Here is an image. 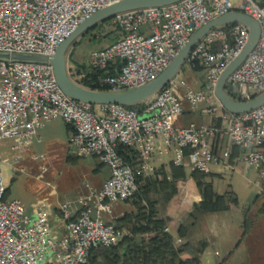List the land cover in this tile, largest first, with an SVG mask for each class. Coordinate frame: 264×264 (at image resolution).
<instances>
[{"label": "built area", "instance_id": "1", "mask_svg": "<svg viewBox=\"0 0 264 264\" xmlns=\"http://www.w3.org/2000/svg\"><path fill=\"white\" fill-rule=\"evenodd\" d=\"M120 1L0 0V54L51 58L80 24ZM231 12L252 18L260 27L256 47L225 87L233 100L249 102L264 92V0H182L117 15L109 24L119 30V39L91 52L88 67L103 73L99 86L107 92L140 88L169 66L197 30ZM248 39L247 29L238 24L212 29L194 46L184 66L185 72L199 70L204 75L202 89H192L183 80L182 70L134 111L117 105L95 111V107L69 100L58 88L49 64L0 61V141H12L8 154L26 152L38 142L41 128L61 121L69 127L67 150L78 159L94 158L109 171L99 190H89L79 200L74 216L69 203L58 204L53 212L39 203L28 214L19 200L6 197L0 171V264H87L92 251L121 244L125 234L111 222L113 207L133 200L136 178L154 172L153 155L161 159L171 154L174 166L187 164L191 172L207 174L210 165L219 164L235 171L230 162L235 148L234 163L262 179L264 105L231 115L214 94L220 76ZM67 71L77 84L84 77L75 69L67 67ZM185 105L192 113L202 110L209 123L178 126ZM145 114L149 117L143 118ZM119 146L135 152L136 168L123 162ZM35 160L42 162L44 156ZM0 163L13 164L1 156ZM40 169L46 172L44 165ZM45 186L52 188L49 183Z\"/></svg>", "mask_w": 264, "mask_h": 264}, {"label": "trees", "instance_id": "2", "mask_svg": "<svg viewBox=\"0 0 264 264\" xmlns=\"http://www.w3.org/2000/svg\"><path fill=\"white\" fill-rule=\"evenodd\" d=\"M75 68L78 74L84 76L79 85L93 91L107 90L99 86L103 73L93 71L84 64L75 65ZM183 73H186L184 69ZM127 109L134 111L139 107ZM117 152L125 164L136 168L137 157L134 151L119 146ZM237 152L233 148L230 160L235 158ZM206 177V174L198 172H191L187 177L185 168L176 167L173 162L168 164L167 170L160 167L150 176L137 177V191L133 200L122 203L131 207L132 211L113 221L125 234L123 242L114 247L92 251L87 264H200L197 258L188 254L186 245L175 244L173 239L175 236L181 241L187 236L186 225L175 220L182 205L178 198L177 183L187 178L195 183L200 196L199 201L192 204L190 209L195 215L233 211L238 205L236 198L229 192L217 195ZM8 192L7 189L6 197ZM258 201L262 202L264 210V191L256 197ZM160 205L163 215L159 217L157 207ZM192 215L190 213L189 218H193Z\"/></svg>", "mask_w": 264, "mask_h": 264}, {"label": "rangeland", "instance_id": "3", "mask_svg": "<svg viewBox=\"0 0 264 264\" xmlns=\"http://www.w3.org/2000/svg\"><path fill=\"white\" fill-rule=\"evenodd\" d=\"M109 22L98 25L73 41L68 50L70 55V60L67 61L68 69H76L75 65L83 64L91 52L107 48L119 39L120 32ZM190 76H193L194 80L197 79L196 75H192L190 72H186L182 78L186 82L189 81L187 83L190 84ZM198 77L199 85H202L205 80L204 75L199 73ZM72 79L75 82L77 81L76 77ZM94 109L96 110V107ZM148 117L149 115H143V118ZM40 151L34 150L35 153ZM44 155L42 162L36 161L35 163L27 160L17 165L12 164L10 167L0 163L3 184L9 190V199H17L23 206H27L35 194H42V191H46L44 185L52 177H66L69 175L61 153L49 154L47 152ZM43 165L47 170L44 174L41 173L40 169ZM19 172L20 174H18ZM190 172V168L186 164V175L189 176ZM208 174L210 175H207L206 180L211 184L213 191L220 195L231 193L236 198L238 205L232 212L221 214H203L198 216L194 214V211H191L193 218H196L193 228H190L191 253L201 264H221L223 261L225 264V253L227 249L231 250L234 247L233 243L236 242L244 211L264 191V176L262 179H258L255 171L246 170L242 165L235 171H230L221 164L210 165ZM38 176L40 177L39 181L37 180ZM178 198L182 205L177 215L180 220L185 222L188 210L190 211L192 204L196 203L198 198L189 199L185 203L183 195H178ZM157 208L158 216L160 217L163 215L161 212L163 208L161 205ZM193 218L185 222L186 227L193 223ZM173 239L175 244H178L175 236H173ZM183 241L185 243L188 242L186 239H183ZM231 256L230 264H233L238 260V254L234 252Z\"/></svg>", "mask_w": 264, "mask_h": 264}, {"label": "crops", "instance_id": "4", "mask_svg": "<svg viewBox=\"0 0 264 264\" xmlns=\"http://www.w3.org/2000/svg\"><path fill=\"white\" fill-rule=\"evenodd\" d=\"M83 64L86 66L88 65L87 59ZM199 73L190 72V74L196 75L197 77V79L194 80V77L190 76L191 83L189 85L194 90L202 89L204 83L203 82L202 85H199ZM187 82L189 83V81ZM192 123L197 125H207L209 123V119L205 114L202 113V110L196 113H192L185 105L183 115L178 120L177 125L182 127ZM68 133L69 127L63 122H50L37 132L38 142L32 144L26 152L14 154L13 156H10L8 154V150L12 145V141H0V156L2 158L9 157L11 163L13 162V165H17L18 163H22L23 161L27 160L36 163L35 158L38 156H45L44 154L47 152L49 154L61 153V155H63V161L65 166L67 167V170L69 171V175L66 177H52L50 181L46 182L49 183L52 188H47L44 185L46 191L44 190L42 191V194L38 193L33 196L31 202L27 206H24L28 214L32 213V206L39 203H45L49 208H51V212L55 211V208L58 204L69 203L71 206L72 215L74 216L80 209L79 200L86 196L89 190H99L102 187L103 183L109 177L108 169L105 166L101 165L97 160L92 158L75 160L76 157H74L66 147ZM225 142V138H222V148L225 147ZM34 150L41 151L39 153H35ZM232 152L233 149H231V154ZM237 155L238 152L236 156ZM233 160L234 159L230 160V162L237 169L241 164L234 163ZM170 162H172V156L170 157V154L161 159L157 158L155 155L151 156L150 158V164L152 165L154 170H157L160 167H163L165 168V170H167V166L168 164H170ZM21 170L23 171V169ZM18 174H20V172ZM206 175L210 174L207 173ZM176 187L178 190V195L184 196V203L186 201H189V199L195 198H198L196 203L199 201V193L196 189L195 183L191 179L187 178L186 181L177 183ZM7 198L9 199V192ZM131 211V207L125 204H115L113 207L111 222H113L117 218H121L123 215L130 213ZM190 213L191 211L188 210L185 222L190 219ZM52 216L50 220L51 222H53V224H55ZM242 218L243 221L239 226L236 242L233 243L234 247L231 250L227 249L225 253V264H230V261L232 260L231 255L234 252L238 254V260H236V262L233 264H264V210L262 202H256L255 198L244 211ZM106 219L108 220V218ZM175 220L179 224H185L183 220H180L178 218V215L176 216ZM195 220L196 218L193 220V223L187 227V236L185 237V239L188 242L185 243V241L181 240L180 243H178L179 245L185 243L184 245L187 246L188 254L190 256H193L191 253L192 245L190 244V228H193ZM58 229L60 232H62L61 226H58ZM223 262H221V264H224Z\"/></svg>", "mask_w": 264, "mask_h": 264}, {"label": "water", "instance_id": "5", "mask_svg": "<svg viewBox=\"0 0 264 264\" xmlns=\"http://www.w3.org/2000/svg\"><path fill=\"white\" fill-rule=\"evenodd\" d=\"M180 1L182 0H122L96 12L80 24L57 47L51 58L47 59L34 56L0 54V61L49 64L52 67L55 82L61 93L73 102L86 104L92 107L117 105L125 108H134L140 107L141 105L151 101L161 92V90H163L180 74L191 50L202 40L203 37L207 35L209 31L215 28L238 24L247 29L249 33L248 42L242 52L227 66L220 76L214 94L222 109L231 115L249 113L263 106L264 92L249 102L235 101L225 93L228 78L256 47L260 35V27L255 20L244 14L236 12L225 14L202 26L191 36L188 42L171 61L169 66L154 80L140 88L123 92L93 91L75 83L68 76V50L70 45L78 36L96 28L102 23L111 21L117 15L146 9H159L176 4ZM105 222H108L106 218Z\"/></svg>", "mask_w": 264, "mask_h": 264}]
</instances>
